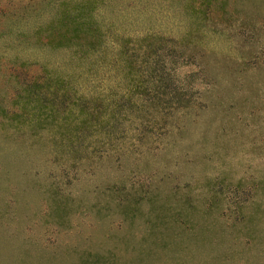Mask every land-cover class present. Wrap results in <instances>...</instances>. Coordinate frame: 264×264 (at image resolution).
Listing matches in <instances>:
<instances>
[{
    "label": "rangeland",
    "instance_id": "rangeland-1",
    "mask_svg": "<svg viewBox=\"0 0 264 264\" xmlns=\"http://www.w3.org/2000/svg\"><path fill=\"white\" fill-rule=\"evenodd\" d=\"M0 264H264V0H0Z\"/></svg>",
    "mask_w": 264,
    "mask_h": 264
},
{
    "label": "trees",
    "instance_id": "trees-1",
    "mask_svg": "<svg viewBox=\"0 0 264 264\" xmlns=\"http://www.w3.org/2000/svg\"><path fill=\"white\" fill-rule=\"evenodd\" d=\"M82 24H83V22L80 21V22H78V24L76 25V29H75V30L78 31V34H80V33H85V32H81ZM75 34H76V33H75ZM49 40H50V39H49Z\"/></svg>",
    "mask_w": 264,
    "mask_h": 264
}]
</instances>
